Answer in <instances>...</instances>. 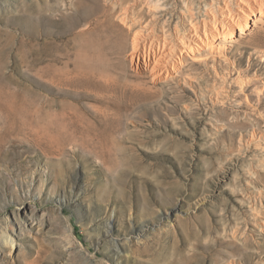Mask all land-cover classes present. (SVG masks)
I'll use <instances>...</instances> for the list:
<instances>
[{"label": "rangeland", "instance_id": "1", "mask_svg": "<svg viewBox=\"0 0 264 264\" xmlns=\"http://www.w3.org/2000/svg\"><path fill=\"white\" fill-rule=\"evenodd\" d=\"M249 1L0 0V264H264V15L183 54Z\"/></svg>", "mask_w": 264, "mask_h": 264}, {"label": "bare ground", "instance_id": "2", "mask_svg": "<svg viewBox=\"0 0 264 264\" xmlns=\"http://www.w3.org/2000/svg\"><path fill=\"white\" fill-rule=\"evenodd\" d=\"M246 10L243 12L241 15H238L234 13L232 10L227 11L226 14L223 15V20L221 22H217L216 20L214 21L213 25V30L206 31V28H203V31L200 35L198 34L197 30H192L193 36H195L196 39V44L195 46H187L184 47V52L183 54H191V59L194 61L196 60H201L203 57L202 52L205 51V49L208 47L211 52H214V49H217L218 47H212L209 46L211 45L212 42L216 43H222L225 39L229 40L234 32L236 30L239 31L240 34L245 33L247 30V23L250 20H254L260 18L262 15H264V4L260 0H251L249 2H246ZM218 26V27H217ZM212 47V48H211ZM207 48V49H208ZM208 49V50H209ZM182 51V50H181ZM207 51V50H206ZM208 51V53H211ZM161 57V56H160ZM187 57V56H185ZM184 55H181V57L178 59L177 64L169 62L168 59L166 58H161L156 61V68L154 73H166L164 75H167L168 72V67L171 68V71L175 73L176 70H179L180 67H182V62L185 59ZM205 63V62H204ZM154 64V65H155ZM153 70V69H152ZM160 76V75H159ZM158 76V77H159ZM161 77V76H160ZM264 86V85H263ZM261 91V92H260ZM264 91V88L259 90L260 94ZM259 96V93L258 95ZM260 101H261V96L257 98V107L259 108L260 106Z\"/></svg>", "mask_w": 264, "mask_h": 264}]
</instances>
